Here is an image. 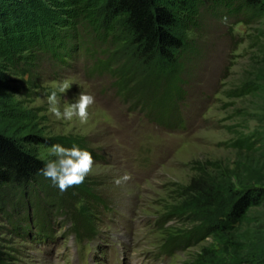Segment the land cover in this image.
Here are the masks:
<instances>
[{"label":"rangeland","instance_id":"1","mask_svg":"<svg viewBox=\"0 0 264 264\" xmlns=\"http://www.w3.org/2000/svg\"><path fill=\"white\" fill-rule=\"evenodd\" d=\"M102 1L0 0V134L35 136L23 145L45 164L54 144L95 161L78 191L34 184L18 201L0 192V264H252L264 253V9L248 18L242 0H162L184 8L173 118L164 115L169 66L141 69ZM53 91L61 111L94 96L87 122L57 119ZM247 188L258 204L228 219ZM63 205L83 208L86 224ZM42 222L44 241L33 237ZM205 225L212 233L196 234Z\"/></svg>","mask_w":264,"mask_h":264},{"label":"trees","instance_id":"2","mask_svg":"<svg viewBox=\"0 0 264 264\" xmlns=\"http://www.w3.org/2000/svg\"><path fill=\"white\" fill-rule=\"evenodd\" d=\"M240 6L248 18H252L264 9V0H242ZM182 8L181 4L175 1L162 0H103L100 4L102 16L115 17L123 23L128 34L125 53L131 56L141 69L147 74L151 73L159 59L169 66L171 74L169 78H164L166 85L163 91L167 96L163 98L170 102L166 103L168 109L164 115L173 118L178 103L182 101L184 95V92L176 86L181 70L179 58L187 49L183 37L177 33V13ZM151 76H153L152 80L157 79L155 73ZM23 143L36 144L38 138L25 136L21 141H17L0 134V192L5 188L13 189L17 193V201L21 199L26 187L34 184H53L51 180L40 174V169L46 164L27 150ZM75 190L78 191L79 187H75ZM259 194L260 192L253 188L240 190L225 216L230 220H241L249 208L258 204ZM62 209H68V212L74 214L73 218L78 227L86 224L83 208H80L79 213L72 211L68 205H63L58 210L62 212ZM39 225L36 227V235H33L37 239L44 235L45 229L48 230L44 222ZM212 231L210 226L205 225L201 231L197 230L196 234L201 232L203 236H207ZM170 244L172 248L177 245L174 241ZM252 264H264V253L260 258L252 261Z\"/></svg>","mask_w":264,"mask_h":264},{"label":"clouds","instance_id":"3","mask_svg":"<svg viewBox=\"0 0 264 264\" xmlns=\"http://www.w3.org/2000/svg\"><path fill=\"white\" fill-rule=\"evenodd\" d=\"M226 22V18H224ZM70 86L65 84L60 88L63 94ZM47 102L51 106V111L57 119L72 120L78 118L81 123L88 120V109L94 104L95 98L92 95L81 93L75 103L64 102L66 107L60 110L61 97L55 91L47 97ZM49 155L55 157L50 160L42 169L40 174L51 180L60 192L67 191L70 187H77L84 182L86 177L91 174L95 163L92 154L87 150L73 146L66 148L60 144H54L48 149ZM124 180L129 179L127 175ZM121 181H116L119 184Z\"/></svg>","mask_w":264,"mask_h":264}]
</instances>
